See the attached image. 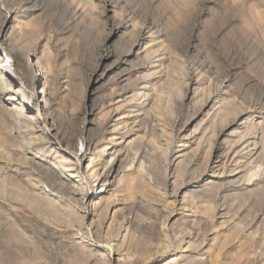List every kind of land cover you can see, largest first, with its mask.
Masks as SVG:
<instances>
[{
  "label": "rangeland",
  "instance_id": "1",
  "mask_svg": "<svg viewBox=\"0 0 264 264\" xmlns=\"http://www.w3.org/2000/svg\"><path fill=\"white\" fill-rule=\"evenodd\" d=\"M35 1L37 3H35ZM105 1L106 0H39L38 2V0H27V1L26 0H2V1L0 0V22L4 21V18H6L5 16H12L9 23H7L4 26L5 30L7 31L9 30V32L16 31L14 32V34L16 33L15 39L12 42L18 43V45L21 47V52L24 55L27 54V51H29L27 50L29 47L31 51H35L37 54V57L33 58L31 65L28 66L29 68L27 67L26 69V76H25L26 85L27 84L32 85L33 83L32 78L34 77V73L31 71V69L33 68L32 63L35 62V60L36 61L38 59L41 60V66L44 68L43 71H44V77H46V81L44 80L45 83L42 81L38 89L41 90L42 88H45V91L47 93L46 100L49 101L48 102L49 110L51 109L49 111L50 114L48 112L45 115L42 114L43 120L47 121V124L49 123L48 125H52V126L54 125L53 127H55L54 128L56 130L55 132L59 131V136L63 137L67 142H72V141L73 143L76 142L75 145H78L77 143H79L78 142L80 139L79 137H81V134L83 133L84 128H86L88 125H89V128L91 127L90 128L91 133L95 134L98 128H101L100 125L103 124L104 121H107V120L113 121L114 115L120 116L121 115L120 112H123V111L128 112L129 110V108H126V107H128L127 105L129 104L130 101H128V98L120 97L121 93L118 90V87L116 85L117 83L115 81L107 82V79L104 77L102 78V81L98 85L90 84L92 75L97 67L96 64L98 63L100 55L103 52L114 51L117 48L120 52H121V49L123 48L122 49V51L124 50L123 53H126L125 51H127V46L124 45V43L123 44L118 43L119 45L117 44V42H119L117 38L113 39L112 44L105 42L110 37V33L113 30L114 25L118 24L121 21L127 22L128 19L131 20L133 18L132 19L133 21L131 20L133 23L131 21L129 22L128 20L129 23L133 24V27L127 31L129 37L128 36L126 37H128L129 40L131 39L133 40L136 37L135 35L132 34V33L134 34L136 33L137 31L135 29L136 27L139 30L141 28L142 29L145 28L147 24L150 25L152 23L154 24L155 28L159 27L158 30L162 31L163 33V37H164L163 40L164 39L166 41L169 40L168 44L166 43L165 40L164 41L167 44V45L165 44L167 51L168 50L170 51V52L168 51L167 52L168 55L166 54L165 56L167 57L166 58L167 60L165 61L168 62L169 60L168 63L165 62V66L166 67L168 66L167 67L168 70L166 67L165 68L167 71L169 70L170 71L167 77H165L166 75L163 77L161 76L163 74L160 72L163 69H160L158 66L162 62L161 59L164 60V56H162L160 53V56H161L160 57L159 54L157 53L154 56V58H152L151 64L153 68H158V69L153 70L157 72L156 76L153 77L154 82L155 83L157 82L156 85H158L156 86V88L158 89L159 85L161 86L159 87L160 89H158L160 92L159 91L157 92V95L159 96L158 100H160L159 101L160 107L157 110L158 113L157 112L151 113V111H149L148 113L147 111L146 114L145 113L139 114V118L137 119L135 118L138 117V114H133L129 122L130 123L129 127L124 128V130L120 129L119 131L120 135L117 136V139L119 140V142H122V140L125 141L126 139H128V141L131 140L130 141L131 145L125 147L120 152V154L122 155V158L127 159V160L124 159V164H123L125 172L127 171L126 172L127 174H130L131 172H133L131 173L133 175L136 173L134 175L135 178L136 177L138 178L139 176L137 172L141 173L143 171L144 174L148 172L149 175L147 179L151 177L150 180L151 181L154 180V182L152 183L151 181H149L152 186L148 185L149 182L145 184L144 186L143 184L141 185V183L138 182L137 183L138 185H136L137 188L135 185H133L132 186L133 189L131 187V189L129 190L127 187V190H128L127 191L125 190L126 189L125 183L123 185L122 183L118 184L119 178L122 177L124 174L122 171L119 175V178L117 179L118 182L115 181L114 183V185L116 186L115 187L113 186V188H111L112 189L111 192L113 193L111 192L109 193V194H112V197L109 200H106L104 203L102 202V204H99L98 206L94 207V210L96 211L95 213H97L95 217L96 219L95 222L92 225L90 224V222H88V224L86 223L87 225L86 224L84 225L81 219L82 218L81 216L82 215L81 214L82 204L80 200V196H82L84 192L80 191L79 192L80 196H79L78 194L75 195L74 193H71L68 190L71 188V186H73L70 183L72 180L77 183H78V180H83L84 182H86L85 183L86 185H88V183L92 184V185H88V189H90L94 185V178L89 175L85 177L86 180L84 179V177L77 178L76 175L75 177L73 176L72 179L71 178L68 179L64 177V181L67 180L66 181L67 185L65 186L58 182L55 183L53 177L45 178V176L41 175L40 172H38L39 170L37 167L29 163L28 161L24 160L23 157L32 158L36 156L37 154H38L37 155L38 161L40 160L42 161L43 159L42 156L44 154L39 152V149H37L39 145L42 146L44 144L43 139L41 138V136H39L40 134L39 126H41L42 124H38V126H36L37 124H34L35 122L33 123V121L35 118H38L35 112L36 111L35 109H37L36 108L37 104L39 105V107L40 106L42 107L47 103V101L43 102V101H40L34 98L31 100V102H28V98L26 97L27 96L26 94H23L25 96L18 95L17 98L20 99L22 103L21 105L23 106V108H25V117L29 121H31L30 123H27L25 125L24 124H21L22 126L20 125L21 130L24 127V129L22 130V132L24 133H22V135L25 134L27 135V137L28 136L33 137L34 135L33 137L34 141L32 142V144H29L26 140L22 138L20 139L17 138V141H18L17 144H21L24 147V151H23V148H21L22 146L19 148L17 147L18 149L15 151H12L13 153H10V155H6L5 157H2L3 159L0 158L1 164L5 165L10 170L9 176H8L9 185L7 184L8 188H7V192L5 193L2 192V182H1L2 179L0 178V189H1L0 190V193H1L0 194V264H169L172 262H173L172 264H212V263L213 264H264V255H263L264 245H262L264 243L263 242L264 241L263 240L264 239V224H263L264 220L261 221L260 223L255 220L256 218L255 216H257L258 213H259L258 215H261V212L264 213V204H263L264 196H261L263 194L262 191H260L259 193H256L257 195L254 194L256 196L253 195V197L250 199L246 196V194L241 195L238 198L239 201L237 199L235 202L231 201L234 199V197L232 198L233 191L230 192L231 194L230 193L219 194L221 197L218 195L217 198L214 199L216 202L210 201L211 202L210 203L208 201L209 204L208 202H206L207 205L205 204L206 205L205 212H201V210L203 211L202 208H204L202 201L195 200L196 203L197 202L199 203V204L197 203V206H199L201 202L202 205L200 206H203V207L199 206L198 209L194 208L196 205V203H194L195 205L191 204V207L188 206L187 208V207H184V205H186V202H184L182 198L184 196V193L180 194L176 198L170 196L172 194L170 192L172 189L170 185L173 184L172 182H174V179L176 178L179 179L180 180V181L178 180L179 184L182 179L183 181L181 183H184V182L191 183L193 182V178L195 181V178L198 176V174L199 176L200 175L203 176V175H207L211 173L209 169H206V170L204 169L205 167H204V164H202V162L200 164H194L193 166H192V163L190 162L191 159L193 160L195 154L199 156H206L205 153H208V149L204 150L203 148H200L199 150H197L198 152L197 154L194 148L196 147V144L194 145V144H191L190 142L192 140L191 133L193 134V129L195 131L196 128L199 127L197 128L199 129L197 131V135L198 137L201 136L204 133L203 128L207 126V123H206L207 120L205 119L211 118V116H213L212 114L215 112V111H210L208 109L201 110L200 106L201 104H203V101L201 102L200 100L205 101V100H208V98L215 99L217 97L215 100L218 102L219 100H222L224 97L228 98L229 100L231 98L232 99L236 98L237 100L235 99L236 100L235 101L233 99V102L235 103V105L240 104L238 107L239 109L244 110L245 108L247 112H250L249 114L256 112L259 116L264 115V0H119V2L118 0H115L118 6L114 5L115 2L113 3V6L118 8L117 10H119L122 7L119 10V12H122V14L117 13L116 16H111V17L110 16L108 17L105 11V6H104ZM21 6L23 8H21ZM32 10L34 12L33 15H32ZM21 11L23 14L21 13ZM38 11L40 12L39 14H37ZM25 15L27 16L26 18L24 17ZM128 15H129V18H128ZM119 16L121 18L124 16V18H122L121 20ZM117 17L120 20H118ZM23 18L25 19L24 22H23L24 20ZM151 20H153L154 22ZM25 23L28 26H25L24 28ZM32 23L33 24L36 23L37 26L35 24L33 25ZM135 23L140 26L135 25ZM157 23H159L160 25H158ZM14 24L16 25V29L18 31L16 29L14 30V27H15ZM19 24L20 26L21 25L23 26L20 27ZM1 25L2 23H0V28H1ZM19 27H20V30H19ZM23 29L25 30L27 29V31L30 30V32L24 31ZM130 31H131L130 33L131 36L129 34ZM168 37L169 39H167ZM15 40H19V41L15 42ZM114 43H116L117 44L116 46H118L116 49L114 47ZM156 43H158V41ZM156 43H153L152 46H156ZM3 53L4 52H1V56L3 57V59L6 60L7 59L5 57L6 54L5 53L3 54ZM177 58L179 59L180 62L178 61L176 62V60H178ZM181 61H184V62H181ZM198 62L200 64H198ZM141 63L142 62H140L139 64ZM173 66L175 67V69H173L174 68ZM184 67H187V68H184ZM199 67L201 68L203 67V68L201 69ZM176 68L178 70L180 69L181 71L180 70L179 71L183 75H181V73L177 71ZM185 69L186 71H189L188 72L189 74L186 71L184 72ZM203 69H205L204 70L205 72L203 71ZM144 73L142 72L140 74L144 75ZM178 73L180 74L178 75ZM27 74L29 77L30 76L31 77L30 78L27 77ZM197 75L198 77L200 75V77L198 78ZM209 76L212 77V79L216 81H213ZM177 77H178V80L180 77H181L180 78L181 80L182 78H185V81L180 80L181 85L183 84L184 88L183 86L180 85L179 83L180 81L176 80ZM197 78L199 79L200 83ZM136 79H137L136 76L133 77L131 82H133ZM204 79L206 80L204 81ZM168 81L169 83L173 81L174 84H175L174 81H176V84L178 83L177 87H180V88L182 87L183 90L182 89L178 90V88L173 86L172 83H171L172 85H170ZM207 81H208V85H207ZM217 81L219 83L221 82L222 83L219 84ZM187 82L191 86V91H192L191 97L194 95L193 93L194 87L199 88L196 91L197 93L194 96L193 101L189 99H185V100L183 99L184 98L183 94L185 93V86ZM105 83L106 85H104ZM198 84L199 85L202 84V85L199 86ZM209 88L211 89L210 91H209ZM173 89L175 90L177 94L173 91ZM180 90H182L181 93L179 92ZM211 91L213 94H210ZM0 92L2 94L1 95L2 97L4 96V98L6 99L9 98L8 90H2ZM204 94H206L205 96H208L209 94L212 96L210 97L208 96L205 98ZM198 95L199 97L202 95L201 99L198 98ZM196 96L198 99L195 98ZM220 97L222 98L220 99ZM110 99H111L110 101L111 103L108 102ZM162 100L164 101V103ZM104 101H107V105L108 103H110V105L113 106L114 108L121 106L122 111L117 112L112 117H108L107 119L106 113L101 110V104ZM126 102H127V105H126ZM138 102L141 104L143 101L139 100ZM170 102H171V107L169 105ZM163 104H165L164 107L166 108V111L164 107L162 108ZM167 104L169 105V107ZM181 105L183 107H181ZM19 107H20V104H19ZM168 109L169 110L171 109V110L169 111ZM92 110L96 113L93 116L91 115L90 118H88L89 113ZM171 111L174 112V115L173 113H171ZM205 111L207 112V114H208V111L211 112L210 115H207ZM175 114L176 116L178 115L183 116V117L182 116L180 117L182 121L180 122V125H179L180 127L176 126L175 127L176 129L174 127L172 128L173 120L176 117ZM46 115L48 119L47 117L46 118L44 117ZM145 115L148 117H146ZM203 115L206 118H204ZM159 116H161L160 119H159ZM168 116L171 119H169ZM168 119L169 121H167ZM232 119L233 118L231 116L227 121L230 120L229 122H231ZM10 120H11L10 118L4 117V116L0 117V129H2L3 134L5 135L7 134V136L10 134V130H7L5 127H6V124L9 126L12 125L10 123L11 122ZM144 120L146 124L144 123ZM202 120H204L205 123ZM263 120L264 119L262 120L259 119V121H263ZM91 122H92L93 127L91 126ZM218 122L219 121H216L215 124L213 122V125L212 123L211 125H208L210 127L212 126L213 128L215 127L214 129L212 127L210 128L209 136H208V133L206 134L208 138L212 139L211 141H215L214 140L216 139L215 134L219 133L223 129L224 124L220 126L221 122L219 123ZM157 123L164 125L165 128L167 127L165 134L158 132L157 130L159 128H157V130L155 129V125H158ZM187 123L191 125H187ZM31 124H32V127H31ZM167 125H172V126H167ZM142 128L145 130L143 131ZM179 128L180 130H178ZM168 130L172 132H169ZM231 130L232 129H230L229 131ZM17 131L18 130H16V132ZM211 131L214 132L213 135L215 136V138H213L214 136L212 135ZM16 132L14 131V134L17 137H21V136H18ZM125 132L127 134H125ZM210 132H211V135H210ZM30 133H31V136H30ZM144 133L146 135V138H145ZM152 133L154 134V137H157V138L152 137L153 136ZM187 133L189 134L188 142H186L187 140L185 139L186 137L185 134ZM121 135L122 136L124 135L123 136L124 139H122ZM150 136L152 138H149ZM162 136H165L166 138ZM167 138L169 139L167 140ZM155 140L156 141L158 140V142H156ZM163 141L166 144L163 143ZM169 141L172 144H171L170 152L168 154L169 156L168 155L166 156V149H167L166 145L167 143H170ZM159 142H161L160 145H159ZM150 144L153 147L150 146ZM186 144L187 145L189 144L188 145L189 147L185 150L184 152L185 156L182 157L181 159V157H179L180 153H178L180 151L179 148L181 147L183 149L182 146H186ZM106 146H107L106 142L101 143L98 149L99 155L103 153L104 154L107 153V151H105ZM192 147L194 148V150H192L193 149ZM162 148H164V150ZM148 149H149V153H148ZM172 149L174 150L171 152ZM19 150L21 151V153ZM190 150L192 153L190 152ZM199 151H201L200 153L202 154H200ZM140 152H142L143 154ZM145 154L148 155V157L145 156ZM189 154H191V156ZM17 155L19 156L16 157ZM183 155L181 154V156ZM142 156L145 157V160L142 159L143 158ZM158 156L161 158H158ZM176 156L179 158H177ZM187 156L188 158L190 157L191 158L188 159ZM136 157L138 158L140 157L138 161L134 160L136 159ZM14 158H15V161H13ZM152 158L154 161L152 160ZM141 159L144 162V166L147 168V171L146 170L144 171V169L141 170V168L138 167V165L140 166L139 163H141L140 161ZM165 159L166 161H168V163L173 162V164L175 165V166L173 165V168H172L173 170L169 171V169H167L168 163H166ZM155 161L157 162L156 163L157 165L155 164ZM176 161L178 163L180 161V163L177 164ZM6 162L7 164H5ZM46 163L47 165L51 164L49 163V161H46ZM176 164L178 165V167L179 165H181L182 167V164L183 166L185 164L184 167H186V165L188 167L187 169L183 167L185 170L183 171L182 169H180V167L178 168ZM198 168L199 169L201 168V169L197 171ZM34 170H38V171L35 172ZM186 170L188 171V173ZM196 171H197V174L192 175V173L194 172L196 173ZM259 171L260 170H258V172ZM175 172H176V175H175ZM16 174H17V177H16ZM170 174L171 175L173 174V175L171 176ZM177 174H178V177H176ZM256 174L257 175L252 178V181L250 183H248L249 181L248 182L240 181L242 182V184H240L239 182L240 185H237V186H242L243 184H245L243 182H246L245 184L246 186H250L252 184L250 186L252 187L254 184L253 182L259 181L262 177L261 171L260 173H256ZM29 175H31L30 176L31 179ZM163 175L165 176L164 179H166L164 181H162L163 179L161 178V177H164ZM187 175H190L191 177ZM40 176H42V178ZM192 176L194 177L192 178ZM181 177L182 179H180ZM11 179H13V181ZM32 180H34V183ZM35 180L37 181V183ZM167 180L168 182L166 184ZM224 182H227V181L224 180ZM156 183L158 185H154ZM164 183L165 185L168 186V190H166ZM161 184H162V187H161ZM36 185H38L39 187ZM42 185H45L46 187ZM57 186L59 187L57 188ZM42 187H45L46 189ZM142 187L144 188L145 191L143 190ZM154 187L157 189L159 188L162 189L161 192H160V189L154 190ZM40 188L42 190H40ZM116 188H118V190ZM140 188H142L144 193L141 192L140 194V192H138V190L142 191ZM151 188H152V191H150ZM135 189H137L138 193L134 192ZM164 189L165 191H163ZM131 190H133V192ZM191 191L193 190H190V192ZM21 192H23V195H20ZM114 192L115 193L117 192L118 194H115ZM162 192H163V195L165 194L166 195L163 196ZM131 193H133V196L135 194V196L132 197ZM145 193H148V194L151 193V195L153 194L155 197L153 195L152 196L148 195L149 197L151 196L152 198V199H149ZM157 193L158 195H155ZM191 193H189V195ZM9 194H10V197H9ZM129 194H130V197L128 196ZM143 194L145 195L144 196L145 199L144 197H142ZM4 195L5 197L7 196V198H5ZM47 195L49 197H47ZM137 195H138V198H137ZM257 196H260V197H257ZM131 197L134 199H132ZM219 197L222 199V201ZM53 198H55V200H53ZM172 198H174L175 200ZM32 200H34L35 202L33 201L31 204L30 201ZM47 200L48 202H46ZM170 200H172L173 203ZM159 201H162V202H159ZM252 202L254 205L252 204ZM230 204H233V206ZM172 205H174L175 207ZM214 205L216 206V208H219L220 210L226 208L225 211H222L223 216L222 214L220 215L219 212H217L218 209H216ZM221 205H222V208H221ZM209 206H211V208ZM230 206H232L231 209H230ZM13 207L15 208L13 209ZM36 208L39 209V211L36 210ZM214 208L216 210H214ZM41 209L45 211L41 213L42 212ZM56 209H58L59 211ZM53 210L54 211L56 210L55 212H57V215ZM207 210L211 211L212 213L211 212L209 213ZM206 211L208 214L206 213ZM227 211L229 212L228 214H227ZM58 213H60V215L62 214L61 215L62 218L60 217ZM76 213L79 214V216L76 215ZM216 214L217 215L219 214L218 215L219 217L216 216ZM57 216L61 219H59ZM211 216L213 217L212 219H210ZM69 217L70 219L67 220L66 218H69ZM54 218H56L55 221H53ZM66 220L68 221V223ZM73 223H76V224H73ZM88 225L91 227H89ZM77 228L78 230H76ZM81 228L83 232L80 230ZM180 230L181 232H179ZM182 231L184 233H182ZM186 232L188 233V235H185L187 234ZM179 234L181 235L182 239L185 238L186 242L184 241L185 243L183 242L177 247V245L179 244V241L177 239L180 238L178 237L180 236ZM176 237L178 238L176 239ZM164 238H166V240ZM217 238H218V241H217ZM83 239L84 241H82ZM123 239L126 242L123 241ZM189 239H191L190 240L191 242H188ZM225 240H226V243H224ZM122 241L123 243L124 242L125 243L122 244ZM220 242L224 244L221 246ZM242 244L245 246L244 248L243 247L240 248ZM121 245H123L122 249L120 248ZM189 246H191V248ZM149 248H150V251H149ZM242 248L245 249V251H243ZM248 254H250V256H248ZM176 257L178 259L175 260ZM215 259H217L218 261ZM213 261L214 262L217 261V262L214 263Z\"/></svg>",
  "mask_w": 264,
  "mask_h": 264
},
{
  "label": "bare ground",
  "instance_id": "2",
  "mask_svg": "<svg viewBox=\"0 0 264 264\" xmlns=\"http://www.w3.org/2000/svg\"><path fill=\"white\" fill-rule=\"evenodd\" d=\"M2 1V0H1ZM27 1V0H26ZM21 2H23V1H21ZM38 2H39V0H38ZM115 2V0H106L105 2H104V6H105V11H106V13H107V15H108V17L110 16H116L117 15V13H121L122 14V12H119V10L122 8H120L119 10H117L118 8H116L115 6H113V3ZM118 2H119V0H118ZM126 2V1H125ZM128 2V1H127ZM3 3V2H2ZM20 3V2H19ZM26 3V2H25ZM31 3V2H30ZM35 3H37L36 1H35ZM116 3V4H115ZM114 3V5H117V2H115ZM122 3V2H121ZM23 4V3H22ZM34 4V3H33ZM99 4H100V2H99ZM119 4V3H118ZM124 4V3H123ZM27 6V5H26ZM41 6H43V5H41ZM40 6V7H41ZM102 6V5H101ZM118 6V5H117ZM33 7V6H32ZM21 8H23L22 6H21ZM25 8V7H24ZM103 8V7H102ZM126 8V7H125ZM29 9V8H28ZM33 9V8H32ZM37 9V8H36ZM44 9V8H43ZM20 10V9H19ZM40 10H41V8H40ZM124 10V9H123ZM104 11V12H105ZM127 11V10H126ZM20 13V12H19ZM21 13H22V11H21ZM33 10H32V15H33ZM40 12L38 11V13L37 14H39ZM23 14V13H22ZM41 15V14H40ZM44 15V14H43ZM42 15V16H43ZM106 15V16H107ZM120 15V14H119ZM123 15H124V13H123ZM136 15V14H135ZM6 18H4V21H2V22H0V23H2V25H1V28H0V91H2V90H8V96H9V98H4V96L2 97L1 95V92H0V117L2 116H4V117H7V118H10L11 120V124L12 125H7L6 124V129L7 130H10V134L7 136V134L5 135V134H3V132H2V129H0V158H2V157H5L6 155H10V153H13L12 151H15V150H17L19 147H21L22 145L21 144H17L18 143V141H17V138H22V139H24V140H26L29 144H32V142L34 141V139H33V137H34V135H33V137H27V135H25V134H23L22 135V133H24V132H22V130L24 129V127H23V129L21 130V127H20V125L21 124H27V123H30L31 121H29L26 117H25V108H23V106L21 105L22 103H21V101H20V99L19 98H17V96L18 95H23V94H26L27 96V98H28V102H31V100L32 99H34V98H36V99H38V100H40V101H43V102H45V101H47L46 100V95H47V93H46V91H45V88H42L41 90H39L38 88H39V86L41 85V82L43 81L44 83H45V81H46V77H44V71H43V67L41 66V60L40 59H38L37 61L35 60V62H33L32 63V66H33V68L31 69V71L34 73V77L32 78V80H33V83H32V85L31 84H25V81H26V69H27V67L29 66V65H31V62H32V60H33V58H36L37 57V54H36V52L35 51H31L29 48V45H28V49L27 50H29V51H27V54H22V52H21V47L18 45V43H13L12 41L15 39V34H14V32H16V31H12V32H9V30L7 31V30H5V28H4V26L7 24V23H9V21L11 20V18H12V16H5ZM25 18L27 17L26 15L24 16ZM29 17V16H28ZM38 17H39V15H38ZM120 17V16H119ZM22 18V17H21ZM32 18V17H31ZM30 18V19H31ZM37 18V17H36ZM107 18V17H106ZM114 18V17H113ZM121 18V17H120ZM122 18H124V16L122 17ZM122 18H121V20H122ZM128 18H129V15H128ZM127 18V19H128ZM15 19V18H14ZM13 19V20H14ZM24 19V18H23ZM108 19V18H107ZM117 19H118V17H117ZM133 19V18H132ZM131 19V20H132ZM2 20V19H1ZM16 20V19H15ZM36 20V19H35ZM34 20V21H35ZM41 20V19H40ZM118 20H120V19H118ZM129 20V19H128ZM128 20H127V22L125 21V22H123V21H121V22H119L118 24H116V25H114V27H113V30L111 31V33H110V37L105 41L106 43H110V44H112L113 43V39L114 38H117L118 40H119V42H117V44L118 43H121V44H123L124 43V45H126L127 46V51H125L126 53H123V51H122V49H121V52L118 50V46H116L117 44L116 43H114V47H115V49L116 50H114V51H108V52H103L101 55H100V58H99V61H98V63L96 64V69H95V71H94V73H93V75H92V79H91V82H90V84H93V85H98L101 81H102V78H106L107 79V82L108 81H115L117 84V87H118V90L120 91V93H121V95H120V97L121 98H128V101H130L129 102V104L127 105V102H126V105L128 106V107H126V108H129V110H128V112H120L121 113V115L120 116H117V115H114V114H116L117 112H119V111H122V108H121V106H118L117 108H114L113 106H111L110 105V101H111V99L108 101V102H110V103H108V105H107V101H104L102 104H101V110L102 111H104L105 113H106V116H107V119H108V117H112L113 115V121H110V120H107V121H104V123L103 124H101L100 126H101V128H98V130H97V132L95 133V134H92L91 133V127L89 128V125L86 127V128H84V130H83V133L81 134V137H79L80 139H79V143H77L78 145H75V143H73V141L72 142H67L63 137H60L59 136V131H57V132H55L56 130L54 129L55 127H53L52 125H48L47 124V121H44L43 120V117H42V114H47V112L49 113V111L51 110H49V107H48V102L49 101H47V103L44 105V106H40L39 107V105L37 104V109H35L36 111V115L38 116V118H35L34 119V121H33V123L34 124H37L36 126H38V124H42L41 126H39V128H40V134H39V136H41V138L43 139V142H44V144L42 145V146H38L37 147V149H39V152H41V153H43L42 155V161L40 160V161H38V159H37V155L36 156H34V157H32V158H29V157H23L24 158V160H26V161H28L29 163H31L32 165H34L35 167H37L38 168V170H34L35 172H40V174L41 175H43V176H45V178L46 177H48V178H52L53 177V179H54V182L55 183H60V184H62V185H67V180L66 181H64V177L65 178H68V179H72V177L74 176L75 177V175L77 176V178L78 177H84V179H85V177H87L88 175L89 176H91V177H93L94 178V185H93V187L92 188H90V189H88V185H92V184H89L88 183V185H86L85 183L86 182H84L83 180H78V183L77 182H75V181H69L73 186H71V188L68 190L69 192H71V193H74L75 195L76 194H78L79 196H80V194H79V192L80 191H82V192H84L83 194H82V196H80V200H81V204H82V212H81V216H82V223L85 225L86 223L88 224V222H90V224L92 225L94 222H95V217H96V215H97V213H95L96 211L94 210V207H96V206H98L99 204H102V202L104 203L106 200H109L111 197H112V194H109L111 191H112V189L111 188H113V186L115 187L116 185H114V183H115V181L116 182H118L117 181V179L119 178V175H120V173L123 171V176L122 177H120L119 178V182H118V184L119 183H122V185L125 183L126 184V187L125 186H123V187H125L124 189L125 190H127V187H128V189L130 190L131 189V187L133 186V185H138L137 183L139 182V183H141V185L143 184V186L145 185V184H147L149 181H151L150 180V178L151 177H149L148 179H147V177H148V172L146 173V174H144L143 173V171L140 173V172H137L138 173V178L136 177H134V175L136 174H131V173H133V172H131L130 174H127L126 172H125V169H124V159L125 158H122V155L120 154V152H121V150H123L125 147H127V146H130L131 144H130V141H128V139H126L125 141H123L122 140V142H119V140L117 139V136L118 135H120L119 134V131H120V129H123L124 130V128H128L129 127V122H130V120H131V117H132V115L133 114H138V117H136L135 119H137V118H139V114H142V113H147V111H148V113H149V111H151V113L152 112H157L158 113V109H159V107H160V100H158V95H157V92L159 91L158 89H160L159 87H161L160 85H159V87H158V89L156 88V86H158V85H156V83L154 82V76H156V74H157V72L156 71H153V70H155V69H158V68H153V66H152V64H151V61H152V58H154V56L158 53L159 54V56H160V53H161V55L162 56H164V60L163 59H161L162 60V62H161V64L158 66L160 69H163L161 72L160 71H158V72H160V73H162L163 75H161L162 77L163 76H165V77H167V75H169V71H167L168 70V66L166 67L165 66V60H167L166 58L167 57H165L166 56V54H167V52L169 51H167V49H166V46H165V44L167 43L168 44V41H166L165 39V41H166V43H165V41L163 40V33H162V31H160V30H158V28L156 27L155 28V26H154V24L152 25V24H150V25H148L147 24V26L145 27V28H141V29H137V27L135 26V25H137V26H140V25H138L139 24V22H138V24H136L135 23V29L138 31V33H137V31H136V33H137V35H136V33L134 34V33H132L133 35H135L136 37L131 41V40H129V36H128V33H127V31L130 29V28H132L133 27V24H131V23H129L131 20H129V22H128ZM150 20V19H149ZM19 21V20H18ZM21 21V20H20ZM25 21V19L23 20V22ZM133 21V20H132ZM131 21V22H132ZM151 21H153V20H151ZM135 22V21H134ZM154 22V21H153ZM17 23V22H16ZM116 23V22H115ZM133 23V22H132ZM156 23V22H155ZM18 24V23H17ZM23 24V23H22ZM33 24V23H32ZM35 25H36V23H34ZM33 24V25H34ZM39 24V23H38ZM143 24V23H142ZM158 25H160L159 23H157ZM9 25V24H8ZM15 25V24H14ZM19 26H20V24H19ZM21 26H23V25H21ZM20 26V27H21ZM25 26H28V25H26V23H25V25H24V28H25ZM37 26V25H36ZM36 26H34V27H36ZM20 27H19V30H20ZM30 27V26H29ZM111 27H112V25H111ZM11 28V27H10ZM18 28V27H17ZM26 28H28V27H26ZM33 28V27H32ZM16 29V25H15V27H14V30ZM28 29H30V28H28ZM34 29V28H33ZM163 29V28H162ZM17 30V29H16ZM24 31H27V29L25 30V29H23ZM18 31V30H17ZM29 32H30V30H28ZM27 31V32H28ZM134 31V30H133ZM26 32V33H27ZM135 32V31H134ZM165 32V31H164ZM19 33V32H18ZM131 33V31L129 32V34ZM18 36V35H17ZM23 36V35H22ZM126 36H128V37H126ZM130 36H131V34H130ZM165 36V35H164ZM168 36V35H167ZM19 37V36H18ZM21 37V36H20ZM29 37V36H28ZM18 39V38H17ZM22 39V38H21ZM116 39V40H117ZM167 39H169V37L167 38ZM159 40H160V42H159ZM19 40H15V42H18ZM115 41V40H114ZM158 41V43H156ZM21 42H22V40H21ZM153 43H156V46H152V44ZM23 44H24V42H23ZM166 44V45H167ZM22 45V44H21ZM119 45V44H118ZM25 46V45H24ZM23 46V47H24ZM122 46V45H121ZM120 46V47H121ZM113 47V46H112ZM157 48V49H156ZM169 48V47H168ZM33 49V48H32ZM46 49V48H45ZM125 49V48H124ZM76 50V49H75ZM113 50V49H112ZM24 51V50H23ZM26 51V50H25ZM1 52H4L5 54H6V60L5 59H3V57L1 56ZM170 52V51H169ZM3 53V54H4ZM168 55V54H167ZM177 55H178V53H177ZM180 55V54H179ZM183 55V54H182ZM170 56V55H169ZM176 56V55H175ZM158 57V56H157ZM161 57V56H160ZM171 57V56H170ZM32 58V59H31ZM159 58V57H158ZM176 58V57H175ZM157 59V58H156ZM168 59H169V57H168ZM178 59V58H177ZM48 60V59H47ZM175 60V59H174ZM173 60V61H174ZM205 60V59H204ZM159 61V60H158ZM180 62L179 61V59L178 60H176V62ZM140 62H142L141 64H139ZM156 62V61H155ZM154 62V63H155ZM168 62H169V60H168ZM168 62H166V63H168ZM181 62H184V61H181ZM208 62V61H207ZM153 63V64H154ZM172 63V62H171ZM156 64V63H155ZM181 64V63H180ZM183 64V63H182ZM185 64V63H184ZM198 64H200L199 62H198ZM51 65V64H50ZM168 65V64H167ZM173 65V64H172ZM178 65V64H177ZM206 65V64H205ZM171 66V65H170ZM182 66H184V65H182ZM187 66V65H186ZM197 66H199V65H197ZM155 67V66H154ZM167 68V70H166V68ZM174 67V66H173ZM172 67V68H173ZM29 68V67H28ZM184 68H187V67H184ZM183 68V69H184ZM199 68H201V67H199ZM203 68V67H202ZM201 68V69H202ZM159 69V70H160ZM173 69H175V67L173 68ZM182 69V70H183ZM191 69H193V68H191ZM195 69V68H194ZM197 69V68H196ZM164 70H165V72H164ZM172 70V69H171ZM176 70L177 71H179L177 68H176ZM188 70V69H187ZM205 69H203V71H204ZM30 71V72H31ZM177 71H176V73H177ZM181 71V70H180ZM179 71V72H180ZM186 71V69L184 70V72ZM195 71V70H194ZM198 71V70H197ZM202 71V72H203ZM212 71V70H211ZM144 73V75H142V74H140V73ZM187 73L189 72V71H186ZM205 72V71H204ZM175 73V72H174ZM181 73V72H180ZM180 73H178V75L180 74ZM193 73V72H192ZM195 73V72H194ZM199 73V72H198ZM211 73V72H210ZM214 73V72H213ZM184 74H186V73H184ZM189 74V73H188ZM187 74V75H188ZM197 74V73H196ZM202 74V73H201ZM209 74V73H208ZM216 74V73H215ZM171 75V74H170ZM177 75V76H178ZM181 75H183L182 73H181ZM191 75H193V74H191ZM137 77V79L136 80H134L133 82H131V80L133 79V77ZM174 76V75H173ZM196 76V75H195ZM206 76V75H205ZM208 76V75H207ZM27 77H29L28 76V74H27ZM31 77V76H30ZM29 77V78H30ZM183 77V76H182ZM190 77V76H189ZM197 77H198V75H197ZM199 77H200V75H199ZM198 77V78H199ZM210 77V76H209ZM208 77V78H209ZM45 78V79H44ZM158 78V77H157ZM161 78V77H160ZM169 78V77H168ZM181 78V77H180ZM179 78V80H178V77H177V79L176 80H178V81H180L181 79ZM194 78V77H193ZM197 78V79H198ZM211 79H212V77H210ZM214 78V77H213ZM166 79V78H165ZM201 79V78H200ZM216 79V78H215ZM218 79V78H217ZM29 80V79H28ZM31 80V79H30ZM45 80V81H44ZM158 80V79H157ZM162 80V79H161ZM182 80H184L185 81V78H182ZM181 80V81H182ZM203 80V79H202ZM206 79H204V81H205ZM210 80V79H209ZM213 80V79H212ZM219 80V79H218ZM163 81H164V79H163ZM171 81V80H170ZM177 81V82H178ZM181 81L179 82L180 83V85H181ZM183 81V82H184ZM190 81V80H189ZM188 81V82H189ZM198 81H199V79H198ZM213 81H216V80H213ZM225 81V80H224ZM30 82V81H29ZM28 82V83H29ZM130 82V83H129ZM175 82V84H176V81H174ZM187 82V84H186V86H185V93L184 92H182V93H184L183 94V99L185 100V99H189V100H192L193 101V98H194V96L196 95V91L199 89L198 87H194V91H193V93H194V95L191 97V93H192V91H191V86H190V84ZM218 82V81H217ZM43 83V84H44ZM159 83V82H158ZM168 83H169V81H168ZM172 84H173V86H175L176 88H178V90L179 89H182V87L180 88V87H177L178 86V83L175 85L174 83H173V81L171 82ZM171 83H169L170 85H172ZM194 83H195V81H194ZM199 83H200V81H199ZM219 83V82H218ZM222 83V82H221ZM221 83H219V84H221ZM224 83V82H223ZM89 84V85H90ZM163 84H165V83H163ZM197 84V83H196ZM202 84H204V83H202ZM202 84H200V85H202ZM211 84H212V82H211ZM101 85H102V83H101ZM104 85H106V83L104 84ZM108 85V84H107ZM115 85V86H116ZM179 85V86H180ZM199 85V84H198ZM197 85V86H198ZM199 85V86H200ZM207 85H208V81H207ZM181 86H183V88H184V85L182 84ZM196 86V85H195ZM221 86H223V85H221ZM164 87V86H163ZM41 88V87H40ZM103 88V87H102ZM174 88V87H173ZM203 88V87H202ZM227 88V87H226ZM228 88H230V87H228ZM107 89V88H106ZM105 89V90H106ZM175 89V88H174ZM173 89V91L175 92V90ZM200 89H201V87H200ZM208 89V88H207ZM206 89V90H207ZM222 89V88H221ZM225 89V88H224ZM104 90V91H105ZM111 90V89H110ZM177 90V89H176ZM183 90V89H182ZM182 90H180L179 92L181 93V91ZM193 90V89H192ZM211 89L209 88V91H210ZM218 90V89H217ZM108 91V90H107ZM114 91V90H113ZM118 91V92H119ZM202 91H203V89H202ZM201 91V92H202ZM212 91H213V89H212ZM212 91H211V93L210 94H213L212 93ZM51 92V91H50ZM102 92H103V90H102ZM160 92V91H159ZM215 92V91H214ZM109 93H110V91H109ZM176 93V92H175ZM198 93H199V91H198ZM207 93V92H206ZM220 93V92H219ZM231 93V92H230ZM51 94V93H50ZM49 94V95H50ZM114 94V93H113ZM118 94V93H117ZM159 94V93H158ZM177 94V93H176ZM203 94V93H202ZM208 95L209 97L210 96H212V95ZM48 95V96H49ZM141 95V96H140ZM182 95V94H181ZM206 94H204V96H205ZM215 95V94H214ZM213 95V96H214ZM23 96H25V95H23ZM115 96V95H114ZM208 96H205V98L206 97H208ZM112 97V96H111ZM201 97H202V95L199 97V95H198V98H200L201 99ZM224 97V96H223ZM50 98V97H49ZM162 98V97H161ZM196 99H198L197 98V96L195 97ZM217 98V97H216ZM215 98V99H216ZM218 98H219V96H218ZM222 97H220V99H221ZM230 98V97H229ZM35 99V100H36ZM160 99V98H159ZM204 99V98H203ZM215 99H211V98H208V100H200L201 102L203 101V104H201V110L202 109H208V110H210V111H215L212 115L213 116H211V118H208V116H207V118L208 119H205V120H207V126L205 127V128H203V134L201 135V136H199L198 137V135H197V131L199 130V129H197V128H199V127H197L196 128V130L194 131V129H193V134L191 133V137H192V140L190 141L191 142V144H196V147H194L195 148V150H196V152H197V150H199L200 148H203L204 150L205 149H208V153H205L206 154V156H199V155H194V154H192V155H194V158H193V160L191 161L190 160V162L192 163V166L194 165V164H200L201 162H202V164H204V169L206 170V169H209L210 170V174H207V175H200L199 176V174H198V178L196 177L195 178V181H194V176H192V178H193V182H188V183H181L182 181H183V179H182V177L180 178V179H182L181 180V182H180V184H179V179H174V182H172L173 184H171L170 186L172 187V189H171V195L170 196H172V197H178L180 194H183L184 193V196L182 197L183 198V201L184 202H186V205H184V207H187L188 208V206H190L191 207V204H194V203H196L195 202V200H198V201H202V204L204 205V208H202L203 209V211L201 210V212H205V206L207 205L206 204V202H216L214 199H216L217 198V196L219 195V194H227V193H230V192H232L233 191V194H232V198L234 197V199L233 200H231L232 202H235L241 195H245L246 194V196L250 199V198H252L253 197V195L254 194H256V193H259L260 191H262V193L264 194V120L263 121H259V119H264V115L262 116V115H258L256 112H254V113H251V114H249L250 112H247L246 110H245V108H244V110H242V109H239L238 107H239V105L240 104H237V102H239V101H237L236 102V104L238 105H235V103L233 102V99L231 98L230 100L228 99V98H223L222 100H219L218 102L215 100ZM236 99V98H235ZM234 99V100H235ZM102 100V99H101ZM100 100V101H101ZM104 100V99H103ZM139 100H142L143 102L140 104L138 101ZM237 100V99H236ZM235 100V101H236ZM163 101V100H162ZM161 101V102H162ZM199 101V100H198ZM197 101V102H198ZM199 101V102H200ZM102 102V101H101ZM115 102V101H114ZM172 102H174V101H172ZM182 102V101H181ZM113 103V102H112ZM117 103V102H116ZM120 103V102H119ZM118 103V104H119ZM122 103V102H121ZM163 103H164V101H163ZM190 103H192V102H190ZM19 104H20V107H19ZM100 104V103H99ZM182 104V103H181ZM41 105V104H40ZM114 105V104H113ZM162 105V104H161ZM168 105V104H167ZM170 107H171V102H170ZM169 105H168V107H169ZM184 105V104H183ZM116 106V105H115ZM165 106V104H163V106H162V108ZM123 107V106H122ZM174 107V106H173ZM181 107H183L182 105H181ZM200 107H199V109H200ZM165 108V107H164ZM96 109V108H95ZM214 109H216V110H214ZM263 109V108H262ZM261 109V110H262ZM100 110V109H99ZM163 110V109H162ZM161 110V111H162ZM169 110V109H168ZM167 110V111H168ZM171 110V109H170ZM169 110V111H170ZM175 110V109H174ZM173 110V111H174ZM259 110V109H258ZM164 111V110H163ZM165 111H166V108H165ZM207 111V110H206ZM205 111V112H206ZM249 111V110H248ZM41 112V113H40ZM98 112V111H97ZM197 112V111H196ZM203 112V111H202ZM96 112H94L93 110L92 111H90V113H89V117L88 118H90L91 117V115L93 116L94 114H95ZM100 113V112H99ZM159 113H161V112H159ZM170 113V112H169ZM171 113H173V115H174V112H172L171 111ZM177 113V112H176ZM180 113V112H179ZM210 113L211 112H209L208 111V114H207V112H206V114L207 115H210ZM41 114V115H40ZM50 114V113H49ZM154 114V113H153ZM163 114H164V112H163ZM148 115V114H147ZM151 115V114H150ZM178 115V114H177ZM195 115V114H194ZM136 116V115H135ZM146 116V115H145ZM144 116V117H145ZM156 116V115H155ZM164 116V115H163ZM171 116V115H170ZM175 116H176V114H175ZM182 115H178V116H176L175 118H174V120H173V126L172 125H167V126H172V128L174 127H176V126H179L180 125V122H182L181 121V117ZM232 116V121L231 122H229V121H227L230 117ZM45 118L47 117V115L46 116H44ZM94 117H96V116H94ZM93 117V118H94ZM98 117V116H97ZM104 117V116H103ZM115 117H117V118H115ZM143 117V116H142ZM146 117H148V116H146ZM151 117V116H150ZM160 117L161 116H159V119H160ZM183 117V116H182ZM193 117V116H192ZM203 117H204V115H203ZM44 118V119H45ZM86 118V117H85ZM154 118V117H153ZM163 118V117H162ZM161 118V119H162ZM168 118H169V116H168ZM202 118V117H201ZM204 118H206V117H204ZM47 119H48V117H47ZM92 119V118H91ZM110 119V118H109ZM145 119V118H144ZM148 119V118H147ZM158 119V120H159ZM169 119H171V118H169ZM169 119L167 120V121H169ZM172 119H173V117H172ZM51 120V119H50ZM105 120V119H104ZM139 120H141V119H139ZM143 120V119H142ZM150 120V119H149ZM154 120V119H153ZM157 120V119H156ZM182 120H183V118H182ZM201 120V119H200ZM2 121V120H1ZM9 121V120H8ZM7 121V122H8ZM53 121V120H52ZM86 121V120H85ZM92 121V120H91ZM95 121V120H94ZM98 121V120H97ZM147 121V120H146ZM160 121V120H159ZM159 121H157V122H159ZM204 123H205V121L204 120H202ZM216 121H219V122H221L220 124V126H222L223 124V129L219 132V133H217V134H215L216 135V139H214L215 141H211L212 139H210V138H208V136H209V131H210V128L212 127H210V126H208V125H211V123H212V125H213V122H214V124H215V122ZM100 122H101V120H100ZM99 122V123H100ZM139 122V121H138ZM152 122V121H151ZM154 122V121H153ZM164 122H165V120H164ZM172 122V121H171ZM188 122V121H187ZM202 122V123H203ZM218 122V123H219ZM9 123V124H10ZM54 123V122H53ZM52 123V124H53ZM88 123V122H87ZM94 123V122H93ZM144 123H145V120H144ZM192 123V122H191ZM201 123V124H202ZM96 124H98V123H96ZM131 124H133V123H131ZM139 124V123H138ZM140 124H141V122H140ZM146 124V123H145ZM153 124H155V123H153ZM158 124V123H157ZM167 124V123H166ZM171 124V123H170ZM186 124V123H185ZM184 124V125H185ZM217 124V123H216ZM93 125H95V124H93ZM148 125V124H147ZM151 125H152V123H151ZM183 125V124H182ZM187 125H191V124H188L187 123ZM205 125V124H204ZM218 125V124H217ZM216 125V126H217ZM22 126V125H21ZM56 126V125H55ZM91 126H92V122H91ZM130 126H132V125H130ZM136 126H137V124H136ZM143 126H144V124H143ZM200 126V125H199ZM27 127H28V125H27ZM31 127H32V124H31ZM93 127V126H92ZM95 127V126H94ZM142 127V126H141ZM140 127V128H141ZM150 127V126H149ZM180 127V126H179ZM189 127V126H188ZM202 127V126H201ZM3 128V127H2ZM157 128H159L158 130H157ZM167 128V127H166ZM166 128H165V126L164 125H161V124H158V125H155V129L158 131V132H160V133H163V134H165V132H166ZM171 128V129H172ZM213 128V127H212ZM215 128V127H214ZM213 128V129H214ZM30 129V128H29ZM34 129V128H33ZM57 129V128H56ZM130 129V128H129ZM132 129V128H131ZM143 129V128H142ZM170 129V128H169ZM176 129V128H175ZM213 129H211V130H213ZM230 129H232L231 131H229ZM16 130H18L17 132H16ZM21 130V131H20ZM145 129H143V131H144ZM151 130H153V129H151ZM178 130H180V128L178 129ZM14 131L16 132V134H18V136H21V137H17L15 134H14ZM27 131V130H26ZM130 131V130H129ZM156 131V132H157ZM169 131V130H168ZM175 131H177V130H175ZM215 131V130H214ZM5 132V131H4ZM128 132V131H127ZM140 132V131H139ZM169 132H172V131H169ZM182 132V131H181ZM190 132V131H189ZM192 132V131H191ZM212 132V135H213V131H211ZM211 132H210V135H211ZM94 133V132H93ZM129 133V132H128ZM208 133V136L206 135ZM33 134V133H32ZM122 134V133H121ZM124 134V133H123ZM125 134H127L126 132H125ZM138 134H140V133H138ZM153 134V133H152ZM157 134V133H156ZM184 134V133H183ZM199 134H201V133H199ZM144 135H145V133H144ZM167 135V134H166ZM173 135V134H172ZM181 135H182V133H181ZM186 135V137H185V139L187 140L186 142H188V139H189V134L187 133V134H185ZM30 136H31V133H30ZM79 136V135H78ZM122 136V135H121ZM124 136V135H123ZM123 136H122V139H124L123 138ZM138 136V135H137ZM158 136V135H157ZM170 136H171V134H170ZM214 136V135H213ZM37 137V136H36ZM77 137V136H76ZM152 137H154V134H153V136ZM151 136L149 137V138H152ZM160 137V136H159ZM162 137H164V138H166L165 136H162ZM168 137V136H167ZM137 138V137H136ZM143 138V137H142ZM145 138H146V135H145ZM154 138H157V137H154ZM171 138V137H170ZM175 138V137H174ZM212 138V137H211ZM213 138H215V136L213 137ZM40 139V138H39ZM76 139V138H75ZM121 139V138H120ZM144 139V138H143ZM169 138H167V140H168ZM172 139V138H171ZM170 139V140H171ZM147 140V139H146ZM159 140V139H158ZM158 140L156 141V142H158ZM36 141V140H35ZM71 141V140H70ZM139 141H140V139H139ZM143 141V140H142ZM164 141H165V139H164ZM163 141V143H165ZM183 141V140H182ZM20 142V141H19ZM37 142V141H36ZM104 143V142H106L107 143V146H106V150L105 151H107V153H103V154H98V149H99V147H100V145H101V143ZM170 142V141H169ZM21 143V142H20ZM137 143H138V141H137ZM136 143V144H137ZM160 143L161 142H159V145H160ZM183 143V142H182ZM39 144V143H38ZM139 144H140V142H139ZM142 144V143H141ZM143 144H145V143H143ZM152 144V143H151ZM150 144V146H152ZM155 144V143H154ZM166 144V143H165ZM171 142L170 143H167V149H166V156L169 154V152H170V148H171ZM37 145V144H36ZM106 145V144H105ZM162 145V144H161ZM177 145V144H176ZM182 145V144H181ZM185 145V144H184ZM189 145V144H188ZM187 144H186V146H182L183 147V149L180 147L179 148V152L178 153H180L178 156L179 157H181V159H182V157H184L185 156V154H184V152H185V150L189 147ZM137 146H139V145H137ZM18 147V148H17ZM36 147V146H35ZM153 147V146H152ZM161 147V146H160ZM174 147V146H173ZM21 148H23V151H24V147L22 146ZM132 148H134V147H132ZM131 148V149H132ZM165 148V147H164ZM164 148H162L163 150H164ZM193 148V147H192ZM194 148L192 149V150H194ZM30 149V148H29ZM144 149H145V147H144ZM151 149V148H150ZM154 149V148H153ZM161 149V148H160ZM159 149V150H160ZM33 150V149H32ZM31 150V151H32ZM143 150V149H142ZM174 149H172L171 150V152L173 151ZM178 150V149H177ZM20 151V150H19ZM28 151V150H27ZM38 151V150H37ZM139 151V150H138ZM147 151V150H146ZM158 151V150H157ZM17 152V151H16ZM15 152V153H16ZM143 152V151H142ZM142 152H140V153H142ZM162 152V151H161ZM165 152V151H164ZM186 152H188V151H186ZM190 152H191V150H190ZM201 151H199V153H200ZM206 152V151H205ZM20 153H21V151H20ZM23 153V152H22ZM38 153V152H37ZM148 153H149V149H148ZM147 153V154H148ZM176 153V152H175ZM192 153V152H191ZM125 154H127V153H125ZM143 154V153H142ZM181 154L183 155V156H181ZM197 154H198V152H197ZM200 154H202V153H200ZM204 154V155H205ZM13 155V154H12ZM11 155V156H12ZM16 155V154H15ZM40 155V154H39ZM170 155H171V153H170ZM186 155H187V153H186ZM190 156H191V154H189ZM19 155H17L16 157H18ZM27 156V155H26ZM140 156V155H139ZM145 156H147L148 157V155H146L145 154ZM166 156H164V157H166ZM169 156V155H168ZM13 157H15V156H13ZM21 157V158H22ZM123 157H124V155H123ZM143 158V160H145V157L144 156H142ZM164 157H163V159H164ZM177 157V156H176ZM179 157H177V158H179ZM135 158V157H134ZM140 158V157H139ZM139 158L138 157H136V159H134L135 161L137 160H139ZM151 158V157H150ZM158 158H161V157H159L158 156ZM187 158H188V156H187ZM191 158V157H190ZM190 158H188V159H190ZM3 159V158H2ZM142 159L140 160L141 161V163H139L140 164V166L138 165V167H140L141 168V170L142 169H144V171L146 170L147 171V168L144 166V162L142 161ZM49 161V163H51L50 165L48 164L47 165V163H46V161ZM125 160H127V159H125ZM133 160V161H134ZM152 160H153V158H152ZM170 160V159H169ZM180 160V159H179ZM6 161V160H5ZM11 161V160H10ZM13 161H15V158H14V160ZM12 161V162H13ZM132 161V162H133ZM151 161V160H150ZM154 161V160H153ZM165 161H166V159H165ZM184 161V160H183ZM194 161V162H193ZM8 162V161H7ZM7 162L5 163V164H7ZM146 162H148V161H146ZM177 162V161H176ZM11 163V162H10ZM9 163V164H10ZM16 163V162H15ZM23 163V162H22ZM136 163V162H135ZM157 162L155 161V164H156ZM161 163V162H160ZM166 163H168V161H166ZM165 163V164H166ZM179 163H180V161H179ZM178 162H177V164H179ZM187 163V162H186ZM8 164V165H9ZM17 164H19V163H17ZM176 164V166L178 167V165ZM20 165H22V164H20ZM31 165V166H32ZM128 165V164H127ZM136 165V164H135ZM147 165V164H146ZM157 165V164H156ZM173 162L172 163H168L167 164V169H169V171H171V170H173L172 168H173ZM11 166V165H10ZM24 166V165H23ZM29 166V165H28ZM126 166V165H125ZM175 166V165H174ZM184 166H185V164H184ZM183 166V164H182V167H181V165H179V167H180V169H182L183 171H185L184 170V168L185 169H187V165H186V167H184ZM201 166V165H200ZM34 167V168H35ZM150 167H151V165H150ZM166 167V166H165ZM178 167V168H179ZM184 167V168H183ZM202 167V166H201ZM12 168V167H11ZM14 168V167H13ZM24 168V167H23ZM31 168V167H30ZM129 168V167H128ZM127 168V169H128ZM159 168V167H158ZM161 168V167H160ZM189 168H190V166H189ZM193 168V167H192ZM203 168V167H202ZM15 169V168H14ZM18 169V168H17ZM166 169V170H167ZM176 169V168H175ZM194 169V168H193ZM196 169H197V167H196ZM201 169V168H200ZM199 168H198V170L197 171H199L200 170ZM30 170V169H29ZM151 170V169H150ZM157 170V169H156ZM189 170V169H188ZM258 170H260L261 172H262V177H261V179L259 180V181H257V182H253L254 184H253V186L252 187H250V186H246L245 184H246V182H243V183H245V184H243L242 186H237V185H240V184H242V182H240V181H249L248 183H250L251 181H252V178L254 177V176H256L257 174L256 173H260V171L258 172ZM9 168L8 167H6L5 165H3V164H1V159H0V178L2 179V192H7V184L9 183L8 182V176H9ZM23 171V170H22ZM131 171V170H130ZM133 171V170H132ZM160 171V170H159ZM187 171V170H186ZM191 171V170H190ZM194 171V170H193ZM192 171V172H193ZM197 171H196V173L194 172V173H192V175H196L197 174ZM19 172V171H18ZM21 172V171H20ZM25 172V171H24ZM27 172V171H26ZM14 173V172H13ZM22 173V172H21ZM34 173V172H33ZM140 173V174H139ZM168 173V172H167ZM171 173V172H170ZM174 173V172H173ZM187 173H188V171H187ZM11 174V173H10ZM27 174H29V173H27ZM35 174V173H34ZM39 174V173H38ZM160 174V173H159ZM158 174V175H159ZM201 174V173H200ZM19 175V174H18ZM36 175V174H35ZM157 175V174H156ZM171 175V174H170ZM173 175V174H172ZM171 175V176H172ZM175 175H176V172H175ZM260 175V174H259ZM12 176V175H11ZM14 176V175H13ZM31 175H29V177H30ZM153 176V175H152ZM164 176V175H163ZM165 176H166V174H165ZM165 176L164 177H161L163 180L162 181H164V180H166V179H164L165 178ZM170 176V177H171ZM187 176H190V175H187ZM261 176V175H260ZM16 177H17V174H16ZM20 177H22V176H20ZM26 177H27V175H26ZM25 177V178H26ZM36 177V176H35ZM38 177H39V175H38ZM41 178H42V176H40ZM155 177V176H154ZM176 177H178V174H177V176ZM191 177V176H190ZM187 178V177H186ZM30 179H31V177H30ZM89 179V178H88ZM167 179H168V177H167ZM172 179V178H171ZM12 181H13V179H11ZM27 180V179H26ZM75 180V179H74ZM86 180V179H85ZM179 180V181H178ZM191 180V179H190ZM208 180V181H207ZM224 180H226L227 182H224ZM255 180V179H254ZM253 180V181H254ZM20 181V180H19ZM33 181V183H34V180H32ZM31 181V182H32ZM36 181V180H35ZM158 181V180H157ZM187 181V180H186ZM15 182H16V180H15ZM21 182H22V180H21ZM29 182V181H28ZM152 183L154 182V180L153 181H151ZM167 182H168V180L166 181V184H167ZM204 182H206V183H204ZM239 182H240V184H239ZM30 183V182H29ZM36 183H37V181H36ZM45 183H46V181H45ZM161 183V182H160ZM204 183V184H203ZM247 183V184H248ZM28 184V183H27ZM31 184V183H30ZM9 185V184H8ZM53 185V184H52ZM148 185H150V186H152L151 184H150V182L148 183ZM154 185H158L157 183L156 184H154ZM164 185H165V183H164ZM16 186V185H15ZM29 186V185H28ZM30 186H32V185H30ZM36 186H38V185H36ZM42 186H45V185H42ZM60 186V185H59ZM59 186H57V188L59 187ZM140 186V185H139ZM149 186V187H150ZM10 187V186H9ZM11 187H13V186H11ZM39 187V186H38ZM46 187V186H45ZM45 187H42V188H45ZM49 187V186H48ZM47 187V188H48ZM68 187V186H67ZM87 187V188H86ZM119 187V186H118ZM148 187V188H149ZM157 187V186H156ZM161 187H162V184H161ZM29 188H31V187H29ZM37 188V187H36ZM50 188H51V186H50ZM56 188V189H57ZM62 188V187H61ZM60 188V189H61ZM69 188V187H68ZM86 188V189H85ZM135 188V187H134ZM136 188H137V186H136ZM143 188V187H142ZM142 188H140L141 190H142ZM165 188H166V190H168V186L167 185H165ZM21 189V188H20ZM39 189V188H38ZM46 189V188H45ZM88 189V190H87ZM117 190H118V188H116ZM132 189H133V187H132ZM146 189V188H145ZM150 189V188H149ZM160 189V188H159ZM159 189H157V188H155L154 187V190H159ZM1 190V189H0ZM32 190V189H31ZM40 190H42L41 188H40ZM50 190V189H49ZM62 190V189H61ZM115 190V189H114ZM136 190V191H135ZM134 190V192H136V193H138V192H140V194H141V192H143L144 193V188H143V190L142 191H140V190H138V192H137V189H135ZM161 190L162 189H160V192H161ZM190 190H193V191H191L190 192ZM21 191V190H20ZM33 191V190H32ZM116 191V190H115ZM121 191V190H120ZM124 191V190H123ZM122 191V192H123ZM128 191V190H127ZM127 191H126V193H127ZM132 192H133V190H131ZM150 191H152V188H151V190ZM163 191H165V189L163 190ZM28 192V191H27ZM35 192V191H34ZM43 192V191H42ZM48 192V191H47ZM56 192V191H55ZM54 192V193H55ZM59 192V191H58ZM147 192V191H146ZM148 192H149V190H148ZM169 192V193H170ZM12 193V192H11ZM18 193V192H17ZM40 193H41V191H40ZM45 193V192H44ZM43 193V194H44ZM49 193V192H48ZM53 193V192H52ZM71 193H69V194H71ZM111 193H113V192H111ZM115 193V192H114ZM118 193H119V191H118ZM117 192L115 193V194H118ZM121 193V192H120ZM156 193V192H155ZM166 193V192H165ZM189 193H191L190 195H189ZM1 194V193H0ZM115 194H113V195H115ZM123 194V193H122ZM121 194V195H122ZM132 194V197H134L135 196V194H134V196H133V193H131ZM147 196L148 195H151V193L150 194H148V193H145ZM160 194V193H159ZM231 194V193H230ZM261 195V196H264V195ZM3 195V194H2ZM16 195V194H15ZM20 195H23V192H21V194ZM40 195V194H39ZM74 195V196H75ZM124 195V194H123ZM153 195V194H152ZM151 195V196H152ZM155 195H158V193L157 194H155ZM162 195H163V192H162ZM166 195V194H165ZM165 195H163V196H165ZM257 195V194H256ZM256 195H254V196H256ZM52 196V195H51ZM65 196V195H64ZM69 196V195H68ZM129 197H130V194L128 195ZM128 196H127V198H128ZM145 195L143 194V196L142 197H144ZM151 196L149 197L148 196V198L149 199H152L151 198ZM154 196V195H153ZM220 196V195H219ZM225 196V195H224ZM4 197H5V195H4ZM9 197H10V194H9ZM15 197V196H14ZM13 197V198H14ZM17 197H18V195H17ZM30 197V196H29ZM39 197H41V196H39ZM47 197H49L48 195H47ZM70 197V196H69ZM131 197V198H132ZM155 197V196H154ZM168 197V196H167ZM221 197V196H220ZM219 197V198H220ZM257 197H260V196H257ZM5 198H7V196L5 197ZM26 198V197H25ZM24 198V199H25ZM46 198V197H45ZM76 198V197H75ZM125 198V197H124ZM130 198V199H131ZM137 198H138V195H137ZM165 198V197H164ZM218 198V199H219ZM242 198V197H241ZM240 198V199H241ZM247 198V199H248ZM264 198V197H263ZM34 199V198H33ZM47 199V198H46ZM50 199V198H49ZM126 199V198H125ZM132 199H134V198H132ZM144 199H145V197H144ZM168 199V198H167ZM172 199H174V198H172ZM221 199V198H220ZM219 199V200H220ZM228 199H230V198H228ZM244 199V198H243ZM253 199H255V198H253ZM258 199V198H257ZM20 200H22V199H20ZM27 200V199H26ZM29 200V199H28ZM53 200H55V198H53ZM57 200V199H56ZM61 200V199H60ZM59 200V201H60ZM127 200V199H126ZM129 200V199H128ZM153 200H154V198H153ZM166 200V199H165ZM175 200V199H174ZM177 200V199H176ZM225 200H226V198H225ZM242 200V199H241ZM34 200H32V201H30L31 202V204H32V202H33ZM50 201V200H49ZM52 201V200H51ZM137 201V200H136ZM162 201H164V200H162ZM162 201H159V202H162ZM171 202H172V200H170ZM182 201V202H183ZM221 201H222V199H221ZM238 201H239V199H238ZM255 201V200H254ZM2 202H3V200H2ZM26 202H28V201H26ZM35 202V201H34ZM46 202H48V200L46 201ZM63 202V201H62ZM140 202V201H139ZM167 202V201H166ZM203 202H205V203H203ZM209 202H208V204H209ZM210 202V203H211ZM220 202V201H219ZM228 202V201H227ZM231 202V203H232ZM250 202V201H249ZM49 203H51V202H49ZM64 203H66V202H64ZM173 203V202H172ZM176 203V202H175ZM198 203V202H197ZM197 203H196V205H195V207L194 208H199V206L200 205H202L201 204V202H200V205L199 206H197ZM218 203V202H217ZM236 203H238V202H236ZM251 203V202H250ZM20 204V203H19ZM23 204V203H22ZM30 204V203H29ZM38 204H39V202H38ZM47 204V203H46ZM54 204V203H53ZM60 204V203H59ZM81 204H79V205H81ZM109 204V203H108ZM141 204V203H140ZM143 204V203H142ZM179 204V203H178ZM180 204H181V202H180ZM199 204V203H198ZM206 204V205H205ZM214 204V203H213ZM221 204V203H220ZM219 204V205H220ZM252 204H253V202H252ZM264 204V203H263ZM13 205V204H12ZM216 205V204H215ZM214 205V206H215ZM219 205H218V207H219ZM224 205H225V203H224ZM230 205H232L233 206V204H230ZM254 205V204H253ZM4 206V205H3ZM6 206H7V204H6ZM19 206V205H18ZM32 206H34V205H32ZM39 206V205H38ZM48 206V205H47ZM53 206V205H52ZM60 206V205H59ZM172 206H174V205H172ZM197 206V207H196ZM232 206H230V209L232 208ZM43 207H44V205H43ZM61 207H62V205H61ZM175 207V206H174ZM177 207H179V206H177ZM200 207H203V206H200ZM208 207V206H207ZM210 208H211V206H209ZM224 207V206H223ZM228 207V206H227ZM7 208H8V206H7ZM15 207H13V209H14ZM19 208V207H18ZM22 208V207H21ZM40 208V207H39ZM57 208V207H56ZM100 208V207H99ZM181 208V207H180ZM193 208V209H194ZM213 208V207H212ZM215 208H216V206H215ZM214 208V210H216V209H218V211L217 212H219V214L221 215L222 214V216H223V213H222V211H225L226 210V208H224V209H222V210H220L219 208H216L215 209ZM221 208H222V205H221ZM229 208V207H228ZM250 208V207H249ZM17 209V208H16ZM15 209V210H16ZM192 209V210H193ZM207 209H209V208H207ZM230 209H229V211H230ZM253 209V208H252ZM36 210H38L39 211V209H37L36 208ZM42 210V209H41ZM41 210H40V212H41ZM56 210H58V209H56ZM55 210V211H56ZM68 210V209H67ZM70 210V209H69ZM99 210V209H98ZM189 210V209H188ZM196 210V209H195ZM200 210H198V211H200ZM209 210H211V209H209ZM209 210H207L209 213L211 212V211H209ZM220 210V211H219ZM43 211H45V210H42V212L41 213H43ZM54 211V210H53ZM52 211V212H53ZM54 211V212H55ZM59 211V210H58ZM61 211V210H60ZM185 211V210H184ZM191 211V210H190ZM207 211H206V213H207ZM251 211V210H250ZM98 212V211H97ZM193 212V211H192ZM197 212V211H196ZM214 212V211H213ZM249 212V211H248ZM56 213V215H57V212H55ZM63 213V212H62ZM79 213V212H78ZM198 213V212H197ZM200 213V212H199ZM212 213V212H211ZM229 212L227 211V214H228ZM54 214V213H53ZM59 215H60V213H58ZM71 214V213H70ZM69 214V215H70ZM75 214V213H74ZM186 214V213H185ZM203 214V213H202ZM208 214V213H207ZM218 214V215H219ZM224 214H225V212H224ZM259 214V213H258ZM257 214V216H255L256 218H255V220L257 221V222H261V221H263L264 220V213L263 212H261V215H258ZM44 215H46V214H44ZM62 215V214H61ZM61 215H60V217H61ZM65 215V214H64ZM76 215H78L79 216V214H77L76 213ZM209 215H211V214H209ZM215 215V214H214ZM217 214H216V216H218ZM74 216V215H73ZM77 216V217H78ZM186 216V215H185ZM221 216V217H222ZM6 217V216H5ZM52 217V216H51ZM54 217H56V216H54ZM58 217V216H57ZM66 217V216H65ZM64 217V218H65ZM75 217V216H74ZM98 217V216H97ZM205 217V216H204ZM219 217V216H218ZM225 217V216H224ZM59 218V217H58ZM62 218V217H61ZM61 218H59V219H61ZM179 218V217H178ZM210 218V217H209ZM213 217L211 216V218L210 219H212ZM227 218V217H226ZM67 220H69L70 219V217L69 218H66ZM78 219V218H77ZM80 219V220H81ZM114 219V218H113ZM53 220V219H52ZM56 220V218H54V220L53 221H55ZM66 220V221H67ZM79 220V221H80ZM98 220V219H97ZM176 220H178V219H176ZM205 220V219H204ZM219 220V219H218ZM227 220V219H226ZM236 220V219H235ZM241 220V219H240ZM71 221V220H70ZM69 221V222H70ZM167 221V220H166ZM180 221V220H179ZM229 221V220H228ZM76 222V221H75ZM193 222V221H192ZM239 222V221H238ZM67 223H68V221H67ZM77 223V222H76ZM76 223H73V224H76ZM112 223V222H111ZM173 223V222H172ZM254 223H256V222H254ZM81 224V223H80ZM86 224V225H87ZM242 224V223H241ZM264 224V223H263ZM79 225V224H78ZM77 225V226H78ZM239 225V224H238ZM75 226V225H74ZM89 226V225H88ZM96 226H97V224H96ZM103 226V225H102ZM175 226V225H174ZM89 227H91V226H89ZM83 228V227H82ZM82 228L80 229L81 231H82ZM86 228V227H85ZM189 228V227H188ZM75 229V228H74ZM73 229V230H74ZM192 229V228H191ZM196 229V228H195ZM76 230H78V228L76 229ZM75 230V231H76ZM184 230V229H183ZM186 230V229H185ZM187 231V230H186ZM188 231H189V229H188ZM257 231V230H256ZM256 231H254V232H256ZM79 232V231H78ZM77 232V233H78ZM83 232V231H82ZM86 232V231H85ZM92 232V231H91ZM125 232H126V230H125ZM179 232H181V230L179 231ZM178 232V233H179ZM191 232V231H190ZM80 233V232H79ZM165 233V232H164ZM163 233V234H164ZM182 233H184L183 231H182ZM187 233V232H186ZM94 234V233H93ZM178 235V234H177ZM180 235V234H179ZM184 235V234H183ZM185 235H188V233L187 234H185ZM190 235V234H189ZM253 235V234H252ZM84 236V235H83ZM82 236V237H83ZM87 236H88V234H87ZM123 236V235H122ZM125 236V235H124ZM168 236V235H167ZM192 236V235H191ZM254 236V235H253ZM165 237V236H164ZM178 237H180L179 239H177ZM178 237H176V239L179 241V244L177 245V247L181 244V243H183L184 241H185V238L184 239H182V237H181V235L180 236H178ZM216 237V236H215ZM234 237V236H233ZM118 238V237H117ZM124 238V237H123ZM167 238V237H166ZM166 238H164L165 240H166ZM190 238V237H189ZM211 238V237H210ZM229 238H231V237H229ZM249 238V237H248ZM176 240V241H177ZM187 240V239H186ZM191 239H189V241L188 242H191L190 241ZM264 240V239H263ZM82 241H84V239L82 240ZM123 241H125L124 239H123ZM123 241H122V244H124L123 243ZM203 241V240H202ZM213 241H215V240H213ZM217 241H218V238H217ZM186 242V241H185ZM184 242V243H185ZM222 242H224V241H222ZM264 242V241H263ZM107 243V242H106ZM166 243V242H165ZM221 243V242H220ZM224 243H226V240H225V242ZM223 243V244H224ZM249 243V242H248ZM131 244V243H130ZM191 244V243H190ZM202 244V243H201ZM222 243H221V246L223 245ZM250 244H251V242H250ZM79 245V244H78ZM133 245V244H132ZM175 245V244H174ZM188 245V244H187ZM200 245V244H199ZM243 245V244H242ZM240 246V248L241 247H245L244 245L243 246ZM262 245H264V243L262 244ZM261 245V246H262ZM109 246H110V244H109ZM167 246V245H166ZM78 247V246H77ZM81 247V246H80ZM113 247V246H112ZM122 247H123V245H121V249H122ZM126 247V246H125ZM130 247H131V245H130ZM190 248H191V246H189ZM253 247V246H252ZM263 247V246H262ZM162 248V247H161ZM167 248V247H166ZM242 248V250L243 251H245V249H243ZM249 248V247H248ZM113 249V248H112ZM169 249V248H168ZM184 249V248H183ZM246 249H247V247H246ZM143 250V249H142ZM144 250H145V248H144ZM143 250V251H144ZM161 250V249H160ZM167 250V249H166ZM241 250V249H240ZM149 251H150V248H149ZM162 251V250H161ZM179 251V250H178ZM129 252V251H128ZM148 252V251H147ZM152 252V251H151ZM262 252V251H261ZM141 253V252H140ZM241 253V252H240ZM244 253V252H243ZM248 253V252H247ZM128 254V253H127ZM160 254V253H159ZM132 255H134V254H132ZM141 255V254H140ZM148 255H149V253H148ZM264 255V254H263ZM128 256V255H127ZM151 256V255H150ZM248 256H250V254H248ZM126 257V256H125ZM131 257V256H130ZM176 259H178L177 257L175 258V260ZM250 259V258H249ZM254 259V258H253ZM252 259V260H253ZM144 260H146V259H144ZM215 260H217V259H215ZM172 261V260H171ZM218 261V260H217ZM217 261H215V262H217ZM135 262V261H134ZM146 262V261H145ZM175 262V261H174ZM214 262V261H213ZM214 262V263H215ZM118 263V262H117ZM173 263V262H172ZM172 263H169V264H172ZM213 264V263H212Z\"/></svg>",
  "mask_w": 264,
  "mask_h": 264
}]
</instances>
